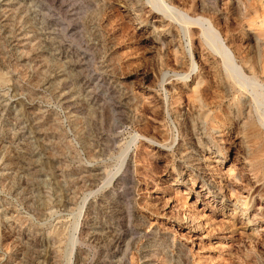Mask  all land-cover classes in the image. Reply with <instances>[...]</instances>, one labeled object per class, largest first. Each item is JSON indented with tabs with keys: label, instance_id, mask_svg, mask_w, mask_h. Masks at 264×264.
<instances>
[{
	"label": "rangeland",
	"instance_id": "374dc122",
	"mask_svg": "<svg viewBox=\"0 0 264 264\" xmlns=\"http://www.w3.org/2000/svg\"><path fill=\"white\" fill-rule=\"evenodd\" d=\"M60 1L0 0V264H264V233L255 239L260 226L246 222L250 209L228 198L222 176L232 161L246 184L236 188L239 197L254 195L249 205L260 202L264 210L245 134L249 124L264 137L255 85L231 90L219 54L201 35L204 48L190 54L181 23L150 7L169 9L167 1L113 0L128 26L101 32L107 40L96 63L83 66L98 81L96 94H88L90 76L78 77L68 55L73 47L89 50L72 40ZM244 1L252 7L197 2L199 11L216 14L213 24L225 18L234 26L227 38L213 26L225 49L233 51L232 35L259 63L264 0ZM40 4L62 26L42 22ZM93 31L85 35L88 47L97 42ZM175 58L185 71L167 65ZM204 59L217 75L208 82L229 91L213 110L229 107L222 112L228 126L212 128L198 107L170 104L169 95L195 84ZM233 62L240 66L234 55ZM260 80L259 73L255 82L263 87ZM142 98L152 114L140 109ZM144 121L149 136L139 134Z\"/></svg>",
	"mask_w": 264,
	"mask_h": 264
},
{
	"label": "bare ground",
	"instance_id": "6f19581e",
	"mask_svg": "<svg viewBox=\"0 0 264 264\" xmlns=\"http://www.w3.org/2000/svg\"><path fill=\"white\" fill-rule=\"evenodd\" d=\"M111 1L113 0H102V3H99L96 0H65L59 2V7L63 9V14H62L63 20H67L70 24L69 25L71 31L70 36L72 40H74V42L78 46L84 47L85 49L89 50V51H85V50L81 51L79 49H76L75 47L71 48L70 54L68 55V61L73 66L76 75L78 77L81 78L84 76L86 77L90 76L89 78L90 82L87 87V92L88 94L91 95L96 94V90H97L96 83H98V81L96 82V78H92L90 72L87 71V69L84 68L83 66L87 67L89 65H94L96 63V59L99 57L100 49L102 46L101 44L105 42L106 39L105 35L102 34L101 32L105 30L117 32L120 31L121 29L122 30L127 29L128 26L124 24L123 18L120 16L119 13H116L117 12L116 10H114L113 12L112 6L110 7ZM160 1L162 3L167 1L168 4L170 5V8L168 9L167 8L168 6L166 5H163L162 7L164 8H162L159 4L154 3L153 1L150 2V7H153L157 11H161L163 14L164 13L166 14L165 10H167L168 12L167 16L181 23L182 25L181 27H183L184 29V34L188 39L190 54H192L193 50L196 52L199 51L198 53H201L202 49L204 48V44L198 38L201 35L205 43L208 46H210V48L213 51L219 54L225 69L226 78L230 82L229 88L233 90L235 93H237L238 91L239 93H242L241 91L244 90L247 86L255 85V87L252 86L253 100L258 106H262L264 108V101H263L264 93H259L256 90V87H261V86L256 84L255 82V76H257L259 73L264 76V53L258 63V60L253 55H249L248 53H243L244 51L240 50L242 48V43L240 42V39L233 38L232 35H230L229 37L230 38L229 43L233 51L230 50L229 52L227 49H225V47H223L222 44L218 41V38L214 33L213 26L220 27V29L223 30L224 36L226 38L228 36L229 31L234 30V26L233 29H231L232 28L231 22L227 21L225 18L221 19L220 22H216L213 24L212 21L215 19L217 20L216 14L199 11L198 2H197L198 0H160ZM238 1L240 4L244 5V10L245 9L247 10L248 9L247 7L249 6L252 7L251 5L245 3L244 0H238ZM37 13L39 14V17L41 18L42 22H46V25L48 24L51 27V29H57V27L62 26L63 22L57 19L56 17L54 18L53 14L48 9H46L42 4H40L39 12ZM117 22L120 26L115 28ZM93 27H94V31L91 35L94 36V39L97 42L94 45L90 44V47H88L87 46L88 44L85 45L86 43L85 35L89 34L90 29H93ZM260 34L263 35V33ZM90 50L92 51L90 52ZM233 55L234 57L239 58L240 66H238L233 62ZM206 61L207 59H204L202 62L203 73L196 75L195 77L196 82L191 88H188V90L178 89L175 92V96L169 95V98L172 99V101L170 100V104L177 103L180 105L184 103L185 106L188 107V109H191L193 107H198L199 115L202 123L208 124L212 128H216L218 126H224V125L228 126L232 122L231 118L227 117L223 119L222 112H224V114L227 115L229 113V107L225 108L222 112L213 111V110L214 108L220 105L222 99L228 96L229 91L227 89L218 88L213 85L212 81L216 82V80L214 79L215 77H217V75H215V73L212 74L213 72L211 73V67L209 66L210 64H208ZM185 63L186 62L175 58L173 59V61L167 62V65L173 70L185 71L186 70ZM245 73L252 74L251 76L253 77L250 76L247 77ZM143 77H145L144 72L142 73L141 78ZM209 77H211L212 80L210 82H208ZM260 81L264 85V81L262 80ZM261 88H264V86ZM144 99L142 98V102L140 103V109L145 110L146 113L152 114L151 113L152 110L150 109L151 106H149V101L147 102L146 99L145 100ZM99 105L101 106V104ZM147 121L143 122L144 126L148 124ZM259 122L264 129V109L259 114ZM144 126L143 128H140L139 134L142 136H149L148 135L149 131H147L148 130L147 126L146 127ZM249 128L251 127L248 124L247 130L245 132L246 137L248 138V146H249L248 167H250V169L248 171L256 173L259 176L258 177L259 180L262 182L261 184H264L263 183L264 182V137L261 134H259L258 131H249ZM259 143L260 145H257ZM222 154H224L223 159H226L225 153L222 152ZM230 166L231 167H229L227 171L222 174V176L225 177L224 179L227 183L226 186L228 187L231 186L228 198H235V201H237V203L243 205L244 206V208L242 209L243 212L246 209H250L249 214L246 216V222L247 223L250 222L252 224H258V226H260V229L256 230L254 233L255 239L260 240L259 239L260 234L264 233V221L262 220V216H261L262 213H264V210H262L260 202H256L255 204L251 203V205H249L250 201L253 202L255 200V198L253 197L254 195L250 196L249 198L247 196L241 198L239 197V192L236 190V188L238 187V185L242 188L243 184L242 181H238L237 177H235L234 175V168H232V166H234V163H232V161ZM215 170L218 173L222 172V168H220L219 166H216ZM239 174L241 178L240 171ZM184 194L185 191L182 190L180 195H184ZM227 238L231 239L232 237L229 236ZM223 247L226 248L228 252L234 251V249L231 247L230 244H226L223 242ZM248 255L250 256V254H246L245 257H247Z\"/></svg>",
	"mask_w": 264,
	"mask_h": 264
}]
</instances>
